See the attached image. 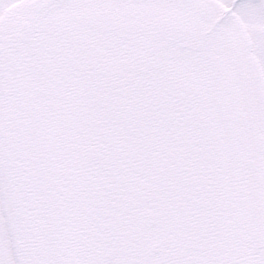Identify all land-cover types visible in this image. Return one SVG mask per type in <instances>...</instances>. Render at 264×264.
<instances>
[{"label": "snow or ice", "instance_id": "6c2138e0", "mask_svg": "<svg viewBox=\"0 0 264 264\" xmlns=\"http://www.w3.org/2000/svg\"><path fill=\"white\" fill-rule=\"evenodd\" d=\"M0 264H264V0H0Z\"/></svg>", "mask_w": 264, "mask_h": 264}]
</instances>
